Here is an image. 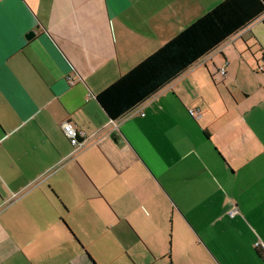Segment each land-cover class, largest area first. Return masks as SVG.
<instances>
[{
	"label": "crops",
	"instance_id": "obj_1",
	"mask_svg": "<svg viewBox=\"0 0 264 264\" xmlns=\"http://www.w3.org/2000/svg\"><path fill=\"white\" fill-rule=\"evenodd\" d=\"M220 1L0 0V264H264V12L117 119L96 99Z\"/></svg>",
	"mask_w": 264,
	"mask_h": 264
},
{
	"label": "trees",
	"instance_id": "obj_2",
	"mask_svg": "<svg viewBox=\"0 0 264 264\" xmlns=\"http://www.w3.org/2000/svg\"><path fill=\"white\" fill-rule=\"evenodd\" d=\"M264 12V0H221L101 90L96 99L117 119Z\"/></svg>",
	"mask_w": 264,
	"mask_h": 264
},
{
	"label": "built area",
	"instance_id": "obj_3",
	"mask_svg": "<svg viewBox=\"0 0 264 264\" xmlns=\"http://www.w3.org/2000/svg\"><path fill=\"white\" fill-rule=\"evenodd\" d=\"M264 66L260 67V70H262ZM219 74L223 76L225 74V68L222 67L219 70ZM189 114L193 116L194 118H198L200 116L199 109H189ZM116 126V125H115ZM64 135L68 138L70 144L76 148L80 149L83 146V139L86 137V133L84 131H81L77 129L70 121H64L61 125ZM15 196V195H14ZM235 209H231L229 211V215H234ZM256 246L261 248V250L264 253V245L260 243L259 241L256 242Z\"/></svg>",
	"mask_w": 264,
	"mask_h": 264
},
{
	"label": "snow or ice",
	"instance_id": "obj_4",
	"mask_svg": "<svg viewBox=\"0 0 264 264\" xmlns=\"http://www.w3.org/2000/svg\"><path fill=\"white\" fill-rule=\"evenodd\" d=\"M2 18H3V5L0 4V22H2Z\"/></svg>",
	"mask_w": 264,
	"mask_h": 264
},
{
	"label": "water",
	"instance_id": "obj_5",
	"mask_svg": "<svg viewBox=\"0 0 264 264\" xmlns=\"http://www.w3.org/2000/svg\"><path fill=\"white\" fill-rule=\"evenodd\" d=\"M32 35V33H30V36Z\"/></svg>",
	"mask_w": 264,
	"mask_h": 264
}]
</instances>
